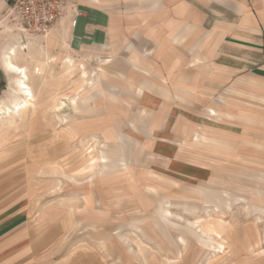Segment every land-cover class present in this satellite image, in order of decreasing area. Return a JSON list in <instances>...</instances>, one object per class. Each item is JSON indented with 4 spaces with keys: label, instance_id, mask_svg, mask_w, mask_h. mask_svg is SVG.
<instances>
[{
    "label": "rangeland",
    "instance_id": "rangeland-1",
    "mask_svg": "<svg viewBox=\"0 0 264 264\" xmlns=\"http://www.w3.org/2000/svg\"><path fill=\"white\" fill-rule=\"evenodd\" d=\"M21 37L0 30V179L20 167L35 217L52 213L72 228L55 259L94 249L113 264H264V86L257 95L236 93L243 111L257 100L256 128L236 125L258 138L239 141L237 151L227 145L225 156L205 139L201 187L171 172L169 143L145 140L122 121L125 110L105 107L95 94L103 70L95 55L65 58L59 44L29 45ZM15 47L33 101L9 117L2 113L20 100L4 60Z\"/></svg>",
    "mask_w": 264,
    "mask_h": 264
},
{
    "label": "crops",
    "instance_id": "crops-1",
    "mask_svg": "<svg viewBox=\"0 0 264 264\" xmlns=\"http://www.w3.org/2000/svg\"><path fill=\"white\" fill-rule=\"evenodd\" d=\"M66 2V17L50 36L21 39L29 45L59 44L65 58L87 51L95 55L103 69L95 94L106 108L116 103L125 110L122 121L134 133L169 143L175 151L168 160L171 172L205 187V139L225 156L227 145L237 151L239 141L258 138L236 125L256 128L257 100L243 111L236 93L257 95L264 86V0ZM7 9V0H0V30L11 31ZM19 168L0 179V264H113L94 249L54 258L72 228L52 213L35 217L39 210L29 197V175L18 178Z\"/></svg>",
    "mask_w": 264,
    "mask_h": 264
},
{
    "label": "built area",
    "instance_id": "built-area-1",
    "mask_svg": "<svg viewBox=\"0 0 264 264\" xmlns=\"http://www.w3.org/2000/svg\"><path fill=\"white\" fill-rule=\"evenodd\" d=\"M5 21L24 37L52 34L66 17V0H7Z\"/></svg>",
    "mask_w": 264,
    "mask_h": 264
},
{
    "label": "bare ground",
    "instance_id": "bare-ground-1",
    "mask_svg": "<svg viewBox=\"0 0 264 264\" xmlns=\"http://www.w3.org/2000/svg\"><path fill=\"white\" fill-rule=\"evenodd\" d=\"M15 54H16V50H12L11 52H8L5 55V60H4L5 68L7 67L9 72L16 75V77H17L16 78L17 79V88L16 89H18V91H17V92H19L18 98L20 100L16 105L15 104L13 105V107L15 106V109L13 111H10V110L8 111L9 114L6 111H5L6 113H2V112H4V109L0 110V111H2L1 113L3 115H5V116L7 115L9 117L11 116V114L17 115V116L23 114L25 111L28 110L30 103L33 101V94H32L31 88L28 86V83H27V79H28L27 73L25 72V69L23 70L21 67H18L14 63L13 57L15 56ZM3 107H4V105H3ZM3 107H1V108H3Z\"/></svg>",
    "mask_w": 264,
    "mask_h": 264
}]
</instances>
